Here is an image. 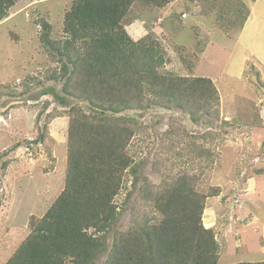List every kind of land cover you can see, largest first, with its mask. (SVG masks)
<instances>
[{"label": "rangeland", "instance_id": "rangeland-1", "mask_svg": "<svg viewBox=\"0 0 264 264\" xmlns=\"http://www.w3.org/2000/svg\"><path fill=\"white\" fill-rule=\"evenodd\" d=\"M73 2L18 0L0 22V264L29 236L31 219L43 217L65 188L69 117L67 107L45 93L61 92L62 83L47 80L60 63L52 61L42 41L40 22L53 25L52 38H66L64 17ZM243 3L249 17L241 30L240 22L231 26L235 18L229 19L246 11ZM123 26L134 41L152 35L169 59L167 70L187 76L188 67L195 76L214 80L220 114L194 123L181 110L152 107L136 117L144 130L133 137L129 151L140 164L138 183L133 187L127 175V189L115 199L121 212L116 232L127 231L144 211L143 178L158 183L167 174L189 171L200 174L202 192L221 189L207 200L204 225L222 231L225 239L242 236L246 254L240 250L220 263H238L241 257L264 261V0H176L165 8L137 1ZM222 27L230 28V37ZM183 130L207 140L211 158L195 157L186 142L172 144ZM45 131V140L37 143ZM165 134L175 137H167L161 150L158 142ZM242 220L254 224L246 228ZM114 235L109 234V249ZM223 250L221 256L227 254Z\"/></svg>", "mask_w": 264, "mask_h": 264}, {"label": "trees", "instance_id": "trees-1", "mask_svg": "<svg viewBox=\"0 0 264 264\" xmlns=\"http://www.w3.org/2000/svg\"><path fill=\"white\" fill-rule=\"evenodd\" d=\"M137 1L165 8L176 0H74L64 17V39L52 38L53 25L41 20L42 41L52 61L60 63L47 80L62 83L61 92L45 93L67 107L69 117L65 188L43 217L31 219V233L5 264H221V241L203 223L207 200L221 189L202 192L200 174H167L158 183L143 178L144 211L127 231L115 230L121 216L115 199L127 189L126 176L132 175L133 187L138 183L140 164L129 151L133 137L144 130L136 117L152 107L181 110L194 123L220 114L214 80L195 76L188 67L187 76L167 70L169 59L152 35L134 41L128 34L123 21ZM17 2L0 0V22ZM243 4L246 11L229 19L235 18L231 26L240 22L241 30L249 17ZM168 135L159 139L161 150ZM176 137L172 144L186 142L195 157L213 155L203 138L185 130Z\"/></svg>", "mask_w": 264, "mask_h": 264}, {"label": "crops", "instance_id": "crops-1", "mask_svg": "<svg viewBox=\"0 0 264 264\" xmlns=\"http://www.w3.org/2000/svg\"><path fill=\"white\" fill-rule=\"evenodd\" d=\"M251 18H252V14L250 15V19ZM233 220H234V218H233ZM234 221L236 222V220H234ZM245 221L246 220H242L241 223H242V225H245L246 228L254 224L253 222L248 221L249 222L248 223ZM211 222H215L214 223V227H215L217 225L216 217ZM206 228H209V227H206ZM212 229L214 230V228H212ZM216 234H217V237H218V234H220L219 240L221 241L222 247L224 248L223 251L227 252V254L222 255V258H224V257L229 258L231 256L237 255V253L240 250L242 252L241 254H243V255L246 254L245 251L242 250L244 248V244L242 245L243 242L241 241L242 236L241 237L239 236L238 239H234L232 237H229V239L226 237V239H225V234L222 231L219 230V233L217 232ZM230 239H233V241H231ZM230 241L233 243L228 246V242H230ZM227 246H228V248H227ZM233 252H235V254H232ZM240 262H248V260H246L245 257H241ZM230 263H232V262L230 261ZM235 263H237V262H235Z\"/></svg>", "mask_w": 264, "mask_h": 264}]
</instances>
